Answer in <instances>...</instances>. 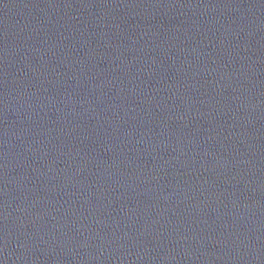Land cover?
<instances>
[{
  "label": "water",
  "instance_id": "obj_1",
  "mask_svg": "<svg viewBox=\"0 0 264 264\" xmlns=\"http://www.w3.org/2000/svg\"><path fill=\"white\" fill-rule=\"evenodd\" d=\"M0 264H264V0H0Z\"/></svg>",
  "mask_w": 264,
  "mask_h": 264
}]
</instances>
